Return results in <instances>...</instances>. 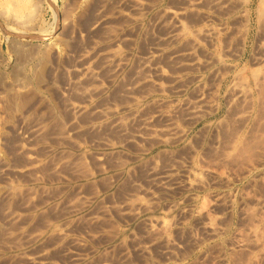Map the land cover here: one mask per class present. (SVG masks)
I'll list each match as a JSON object with an SVG mask.
<instances>
[{
	"label": "rangeland",
	"instance_id": "1",
	"mask_svg": "<svg viewBox=\"0 0 264 264\" xmlns=\"http://www.w3.org/2000/svg\"><path fill=\"white\" fill-rule=\"evenodd\" d=\"M222 1L0 0V264H264V0Z\"/></svg>",
	"mask_w": 264,
	"mask_h": 264
},
{
	"label": "bare ground",
	"instance_id": "2",
	"mask_svg": "<svg viewBox=\"0 0 264 264\" xmlns=\"http://www.w3.org/2000/svg\"><path fill=\"white\" fill-rule=\"evenodd\" d=\"M211 1L214 2V1H216V0H211ZM221 1H222V0H221ZM150 2H152V1H150ZM222 2H223V1H222ZM216 3H219V2L217 1ZM193 4H194V3H193ZM191 5H192V4H191ZM194 5H196V4H194ZM194 5H193V6H194ZM12 6H13V5H12ZM191 7H192V6H191ZM34 8H35V7H34ZM260 9H261V8H260ZM136 10H140V6H139V5H138V7H136ZM12 11H13V10H12ZM165 11H166V10H165ZM6 12H7V11H6ZM8 12H9V11H8ZM16 12H17L18 16L21 15L20 12H18V11H16ZM261 12H263V11H261ZM34 13H35V12H34ZM12 14H13V13H12ZM130 14H131V13H130ZM175 14H177V13H175ZM260 16H261V15H260ZM9 18H10V17H9ZM174 18H175V17H174ZM164 19H165V18H164ZM164 19H163V20H164ZM151 21H152V20H151ZM178 21H179V20H178ZM105 22H106V21H104V20L101 18L98 22L95 23L94 27H95V26L103 25ZM175 22H177V21H175ZM106 23H107V22H106ZM166 23H167V22H166ZM171 23H172V22H171ZM173 23H174V22H173ZM178 23H181V22H178ZM93 24H94V23H93ZM23 25H24V24H23ZM173 25H175V24H173ZM122 26H123V25H122ZM168 26H169V25H168ZM137 27H138V25H137ZM172 27H173V26H172ZM178 27H180V26H177V28H178ZM155 28H156V27H155ZM169 28H171V27H169ZM183 28L185 29V24H184V27H183ZM181 29H182V27H181ZM169 31H170V30H169ZM178 31H179V30H178ZM149 32H150V31H149ZM173 32H174V31H173ZM171 33H172V32H171ZM181 33H182V32H181ZM201 34H202V33H201ZM203 34H204V33H203ZM205 34H207V33H205ZM210 34H211V33H210ZM170 35H171V34H170ZM190 35H191V34H190ZM129 36H130V35H129ZM155 36H156V35H155ZM176 36H177V35H176ZM180 36H181V34H180ZM203 36H206V35H203ZM207 36H209V35H207ZM163 37H164V36H163ZM170 38H172V35H171ZM108 39H109V38H108ZM122 39H123V38H122ZM175 39H177V38H175ZM178 39H180V38H178ZM178 39H177V40H178ZM106 40H107V39H106ZM158 40H159V39H158ZM171 40H172V39H171ZM195 40H196V39H195ZM201 40H202V39H201ZM93 41H94V40H93ZM93 41H92L91 43H93ZM166 41H167V40H166ZM224 41H225V40H224ZM68 42H69V41H68ZM167 43H170V42H167ZM205 43H207V42H205ZM111 44H112V43H111ZM221 44H222V43H221ZM196 45H197V44H196ZM106 46H107V45H106ZM128 46H129V45H128ZM156 46H157V45H156ZM161 46H162V45H161ZM16 47H17V46H16ZM101 47H102V46H101ZM113 47H114V46H113ZM152 47H153V46H152ZM152 47H150V48H152ZM163 47H164V46H163ZM84 48H85V47H84ZM175 48H176V47H175ZM178 48H179V47H178ZM225 48H226V47H225ZM82 49H83V48H82ZM89 49H90V48H89ZM100 49H101V48H100ZM222 49H223V48H222ZM230 49H231V48H230ZM234 49H235V48H234ZM97 50H98V49H97ZM153 50H154V49H153ZM19 51H20V50H19ZM24 51H25V50H24ZM24 51H23V53L25 54L26 51H25V52H24ZM148 51H149V49H148ZM191 51H192V50H191ZM191 51H190V52H191ZM17 52H18V51H17ZM81 52H82V51H81ZM151 52H152V51H151ZM169 52H170V51H169ZM18 53H19V52H18ZM142 53H143V52H142ZM233 53H234V52H233ZM21 54H22V53H21ZM24 54H22V55H24ZM32 54H33V52H32ZM145 54H146V53H145ZM163 54H164V53H163ZM166 54H168V53H166ZM83 55H84V54H83ZM83 55L80 54V56H79V58H80V65H79V63H78V66H76V69H75V70L78 71V72H80V71H87V72L90 71V70H89L88 68H86L85 65H84V63H85V57H84ZM107 55H108V54H107ZM142 55H143V54H142ZM146 55H148V54H146ZM170 55H171V54H170ZM177 55H178V54H177ZM177 55H176V56H177ZM183 55H184V54H183ZM261 55H262V54H261ZM27 56H28V55H27ZM150 56H151V55H150ZM191 56H192V55H191ZM198 56H199V55H198ZM106 57H107V56H106ZM124 57H125V56H124ZM140 57H141V56H140ZM18 58H19V57H18ZM21 58H22V57H21ZM21 58H20V59H21ZM141 58H142V57H141ZM145 58H146V57H145ZM145 58H143V59H145ZM188 58H189V57H188ZM99 59H100V58H99ZM125 59H127V58H125ZM175 59L177 60V58H175ZM193 59H194V58H193ZM152 60H153V59H152ZM162 60H163V59H162ZM173 60H174V59H173ZM179 60H180V59H179ZM194 60H195V59H194ZM137 61H138V60H137ZM166 61H167V60H166ZM184 61H186V60H184ZM22 62H23V61H22ZM83 62H84V63H83ZM146 62H147V61H146ZM148 62H149V61H148ZM180 62H181V61H180ZM189 62H190V60H189ZM18 63L20 64V62H18ZM135 63H136V62H135ZM159 63H160V62H159ZM148 64L150 65L151 63H148ZM208 64H209V63H208ZM17 65H18V64H17ZM75 65H76V64H75ZM116 65H117V64H116ZM149 65H148V66H149ZM156 65H157V64H156ZM182 65H183V64H182ZM150 66H153V65L151 64ZM73 68H75V66H74ZM181 68H182V67H181ZM185 68H186V67H185ZM188 68H189V67H188ZM193 68H194V65H193ZM136 69H137V68H136ZM144 69H145V68H144ZM146 69H147V68H146ZM73 70H74V69H73ZM151 70H152V69H151ZM181 70H182V69H181ZM181 70H178V71H181ZM145 71H146V70H145ZM152 71H153V70H152ZM157 71H158V70H157ZM162 71H163V70H162ZM185 71H186V70H185ZM148 72H149V71H148ZM170 72H171V71H170ZM215 72H216V71H215ZM99 73H100V72H99ZM107 73H108V72H107ZM150 73H151V71H150ZM88 74L90 75V78H91V79L94 80V78H96V77H94V76L92 77V73H91V72H89ZM154 74H155V73H154ZM224 74H225V73H224ZM256 74H257V73H256ZM0 75H1V74H0ZM103 75H104V74H103ZM105 75H106V74H105ZM145 75H146V74H145ZM147 75H149V73H148ZM1 76H2V75H1ZM86 77H88V75H87ZM107 77H108V76H107ZM149 77H150V76H149ZM154 77H155V76H154ZM157 77H158V76H157ZM171 77H172V76H171ZM189 77H190V76H189ZM257 77H258V76H257ZM175 78H176V77H175ZM177 78H178V77H177ZM180 78H181V77H180ZM222 78H223V77H222ZM251 78H252V77H251ZM0 79H1V78H0ZM13 79H14V78H13ZM91 79H89V80H91ZM97 79H98V78H97ZM126 79H128V78H126ZM171 79H172V78H171ZM185 79H186V78H185ZM215 79H217V78H215ZM76 80H77V79H76ZM133 80H134V79H133ZM155 80H156V79H155ZM177 80H178V79H177ZM254 80H255V79H254ZM16 81H17V80H16ZM16 81H15V82H16ZM74 81H75V80H74ZM81 81H82V80H81ZM91 81H92V80H91ZM107 81H108V80H107ZM129 81H130V80H129ZM129 81H128V82H129ZM15 82H14V83H15ZM97 82H98V81H97ZM217 82H218V81H217ZM217 82H216V83H217ZM252 82H253V81H252ZM81 83H82V82H81ZM87 83H88V82H87ZM73 84H74V83H73ZM90 84H91V83H90ZM120 84H121V83H120ZM143 84H144V83H143ZM143 84H142V85H143ZM148 84H149V83H148ZM151 84H152V83H151ZM81 85H82V84H81ZM81 85H80V86H81ZM83 85H84V84H83ZM83 85H82V87H85V86H83ZM8 86H10V85H8ZM8 86H7V87H8ZM71 86H72V85H71ZM78 86H79V85H78ZM80 86H79V87H80ZM139 86H140V85H139ZM174 86H175V85H174ZM235 86H236V85H235ZM86 87H87V86H86ZM156 87H157V86H156ZM240 87H241V86H240ZM68 88H69V87H68ZM80 88H81V87H80ZM138 88H139V87H138ZM172 88H173V87H172ZM180 88H181V87H180ZM236 88H237V87H235V90H236ZM170 89H171V88H170ZM232 89H233V88H232ZM239 89H240V88L238 87V88H237L238 92L241 90V89H240V90H239ZM90 90H91V89H90ZM99 90H100V89H99ZM166 90H167V89H166ZM245 90H246V89H245ZM134 91H135V89H134V84L132 83V85H130V86L127 88L126 92H124V93H125L127 96H133V95H134V93H133ZM168 91H169V90H168ZM168 91H167V92H168ZM231 91H232V90H231ZM233 91H234V90H233ZM233 91H232V94H234ZM92 92H93V91H92ZM238 92H237V93H238ZM245 92H246V91H245ZM79 93H81V92H79ZM85 93H88V92L85 91ZM90 93H91V92H90ZM119 94H120V93H119ZM125 94H124V95H125ZM141 94H142V93H141ZM171 94H172V92H171ZM234 95H235V94H234ZM234 95H233V96H234ZM241 95H242V94H241ZM245 95H246V94H245ZM82 96H83V95H82ZM242 97H244V96H242ZM84 98H85V96H84ZM84 98H83V99H84ZM81 99H82V98H81ZM86 99H87V98H86ZM191 99H192V98H191ZM208 99H209V98H208ZM239 99H240V98H239ZM239 99H238V100H239ZM248 99H249V98H248ZM248 99H247V100H248ZM192 100H193V99H192ZM234 100H235V99H234ZM241 100H242V98H241ZM244 101H245V100H244ZM248 101H249V100H248ZM81 102H82V101H81ZM186 102H187V101H186ZM188 102H190L189 99H188ZM188 102H187V103H188ZM196 102H197V101H196ZM236 102H237V101H236ZM182 103H183V102H182ZM190 103H193V102L191 101ZM200 103H201V102H200ZM242 103H244V102H242ZM101 104H102V103H101ZM121 104H122V103H121ZM193 104H194V105H193ZM193 104H192V105H193L192 108H191L190 106L187 107L188 111H187V109H185V107L183 108V109H185V110L187 111V115H188V116H187V115H186V116L188 117V119H189V118L192 119L191 117L196 116V114H199V112H200L199 109H200L201 107L199 108V106L197 105L198 103H193ZM240 104H241V103H240ZM67 105H68V104H67ZM71 105H72V104H71ZM96 105H97V104H96ZM110 105H111V104H110ZM187 105H188V104H187ZM199 105H200V104H199ZM243 105H244V104H243ZM99 106H100V105H99ZM104 106H105V105H104ZM237 106H238V105H237ZM250 107H251V106H250ZM70 108H71V107H70ZM72 108H74V107L72 106ZM88 108H89V107H88ZM237 108H238V107H237ZM74 109H75V108H74ZM76 109H77V108H76ZM76 109H75V110H76ZM175 109H176V108H175ZM179 109H180V108H179ZM207 109H208V108H207ZM240 109H241V108H240ZM243 109H244V108H243ZM79 110H80V109H79ZM185 110H184V111H185ZM198 110H199V112H198ZM210 110H211V109H210ZM181 111H182V109H181ZM186 111H185V112H186ZM70 112H71V111H70ZM102 112L104 113V111H103V110L101 111V109H100V113H98V114H102ZM108 112H109V111H108ZM179 112H180V111H179ZM201 112H203V111H201ZM246 112H247V111H246ZM10 113H11V112H10ZM68 113H69V112H68ZM87 113H89V112H87ZM105 113H107V112H105ZM111 113H112V112H111ZM173 113H174V112H173ZM203 113H206V112H203ZM107 114H108V113H107ZM238 114L240 115V114H242V113L239 112ZM81 115H82V114H81ZM102 115H103V114H102ZM128 115H129V114H128ZM172 115H173V114H172ZM90 116H91V115H90ZM90 116H89V117H90ZM139 116H140V115H139ZM173 116H175V115H173ZM186 116H183V117L185 118ZM201 116H202V115H201ZM94 117H95V116H94ZM155 117H156V116H155ZM157 117H158V116H157ZM163 117H164V116H163ZM166 117H167V116H166ZM168 118H169V117H168ZM168 118H167V119H168ZM196 118H199V117H196ZM241 118H242V117H241ZM241 118H240V119H241ZM83 119H84V118H83ZM136 119H137V118H136ZM163 119H164V118H163ZM169 119H170V118H169ZM180 119H181V118H180ZM186 119H187V118H186ZM244 119H245V118H244ZM137 120H138V119H137ZM148 120H149V119H148ZM175 120H176V119H175ZM183 120H184V119H183ZM193 120H195V119H193ZM139 121H140V119H139ZM164 121H165V123H167V122H166L167 120L164 119ZM168 121H169V120H168ZM170 121H172V120H170ZM170 121H169V122H170ZM179 121H180V120H179ZM188 121H189V120H187V123H188ZM118 122H119V121H118ZM136 122H137V121H136ZM141 122H142V121H141ZM193 122H194V121H193ZM106 123H107V122H106ZM111 123H112V122H111ZM134 123H135V122H134ZM149 123H150V122H149ZM149 123H148V124H149ZM155 123H156V122H155ZM165 123H164V124H165ZM170 123H171V122H170ZM172 123H174V122H172ZM76 124H77V122H76ZM130 124H131V123H130ZM135 124H136V123H135ZM152 124H153V123H152ZM152 124H151V125H152ZM132 125H133V124H132ZM136 125H137V124H136ZM146 125H147V124H146ZM146 125H145V126H146ZM159 125H160V124H159ZM172 125H173V124H172ZM128 126H129V125H128ZM128 126H127V127H128ZM133 126H134V125H133ZM140 126H141V125H140ZM34 127H37V126H34ZM34 127H33V128H34ZM96 127H97V126H96ZM103 127L106 128L105 126H103ZM109 127H110V126H109ZM123 127H124V126H123ZM135 127H136V126H135ZM138 127H139V125H138ZM138 127H137V128H138ZM153 127H154V126H152V129H154ZM156 127H157V126H156ZM156 127H155V128H156ZM107 128H108V127H107ZM117 128H118V127H117ZM130 128H131V127H130ZM143 128H145V127H143ZM147 128H149V127H146V130H145L146 132H147ZM150 128H151V127H150ZM150 128H149V129H150ZM163 128H164V127H163ZM167 128H168V127H167ZM167 128H166V129H167ZM36 129H37V128H36ZM39 129H40V128H39ZM39 129H38V130H39ZM112 129H113V128H112ZM126 129H127V128H126ZM131 129H132V128H131ZM149 129H148V130H149ZM26 130H28V129H26ZM108 130H109V129H108ZM171 130H172V129H171ZM34 131H35V130H34ZM158 131H159V130H158ZM172 131L175 132V130H172ZM29 132H30V130H29ZM35 132H36V131H35ZM113 132H114V131H113ZM122 132H123V131H122ZM124 132H125V131H124ZM148 132H150V131H148ZM152 132H153V130H152ZM167 132H168V131H167ZM176 132H178V131H176ZM26 133H27V132H26ZM26 133H25V134H26ZM31 133H32V131H31ZM31 133H30V134H31ZM108 133H109V132H108ZM117 133H118V132H117ZM120 133H121V132H120ZM132 133H133V132H132ZM160 133H161V131H160ZM28 134H29V133H28ZM63 134H64V133H63ZM103 134H104V133H103ZM105 134H106V133H105ZM122 134H123V133H122ZM125 134H126V133H125ZM127 134H128V133H127ZM139 134H140V133H139ZM143 134H144V133H143ZM158 134H159V133H158ZM178 134H179V133H178ZM33 135H34V134H33ZM74 135H75V134H74ZM120 135H121V134H120ZM144 135H145V134H144ZM167 135H168V134H167ZM170 135H171V134H170ZM170 135H169V136H170ZM172 135H174V134H172ZM172 135H171V137H172ZM183 135H184V134H183ZM28 136H29V135H28ZM31 136H32V135H31ZM31 136H30V137H31ZM36 136H37V135H36ZM59 136H60V135H59ZM59 136H58V137H59ZM72 136H73V135H72ZM140 136H141V135H140ZM25 137H26V136H25ZM123 137L125 138V136H123ZM132 137H135V136H132ZM136 137H137V136H136ZM31 138H32V137H31ZM67 138H68V137H67ZM75 138H77V136H76ZM138 138H139V137H138ZM138 138H136V139H138ZM101 139H102V138H101ZM114 139H115V138H114ZM134 139H135V138H134ZM134 139H133V140H134ZM139 139H140V138H139ZM141 139H142V138H141ZM26 140H27V139H26ZM104 140H105V138H104ZM112 140H113V139H112ZM117 140H118V139H117ZM119 140H120V139H119ZM124 140H126V139H124ZM174 140H175V139H174ZM24 141H25V140H24ZM106 141H107V140H106ZM138 141H139V140H138ZM27 142H28V141H27ZM119 142H120V141H119ZM25 143H26V142H25ZM29 143H30V142H29ZM130 143H131V142H130ZM133 143H134V142H133ZM240 143H241V142H240ZM34 144H35V142H34ZM31 145H32V143H31ZM29 146H30V145H29ZM97 146H98V145H97ZM103 146H104V145H103ZM131 146H133V145H131ZM208 146H209V145H208ZM242 147H243V146H242ZM245 148H246V147H245ZM24 149H25V148H24ZM129 150H130V149H129ZM240 150H241V149H240ZM27 151H28V150H27V148H26V152H27ZM23 152H24V151H23ZM242 152H243V149H242ZM245 152H246V151H245ZM25 156H26V155H25ZM28 156H29V155H28ZM91 156H92V155H91ZM119 160H121V159H119ZM119 160H118V161H119ZM29 161H30V162H35V158L32 156V154L29 156ZM56 161H57V160H56ZM30 162H29V164H30ZM79 164H80V163H79ZM120 165H121V164H120ZM77 166H78V165H77ZM4 167H5V166H4ZM60 167H61V166H60ZM170 168H171V167H170ZM11 169L13 170L12 167H11ZM16 169H18V168H16ZM52 169H53V168H52ZM58 169H59V168H58ZM76 169H77V168H76ZM160 169H161V168H160ZM5 170H6V169H5ZM8 170H9V168H8ZM14 170H15V169H14ZM14 170H13V171H14ZM77 170H78V169H77ZM86 170H87V169H86ZM16 171H17V170H15V172H16ZM82 171H83V170H82ZM163 171H164V168H163L162 172H163ZM169 171H170V170H169ZM172 171H173V169H172ZM185 171H187V170H185ZM190 171H191V170H190ZM6 172H7L6 174L8 175V174H9L8 171H6ZM17 172H18V171H17ZM152 172H154V171H152ZM157 172H159V171H157ZM164 172H166V171H164ZM206 172H207V171H206ZM3 173L5 174V172H3ZM12 173H14V172H12ZM18 173H19V172H18ZM53 173H54V172H52V174H53ZM82 173H84V172H82ZM14 174H15V173H14ZM158 174H159V173H158ZM169 174H170V173H169ZM202 174H203V173H202ZM213 174H214V173H213ZM18 175H19V174H18ZM20 175H22V174H20ZM53 175H54V174H53ZM55 175H56V174H55ZM150 175H153L154 177L157 176V175H154V174H152V173H151ZM159 175H160V174H159ZM167 175H168V174H167ZM167 175H166V173H164L163 176H162V174H161V176H157L158 179H159V181L162 182V184H163V183L165 184V180H166V176H167ZM194 175H195V174H194ZM153 176H152V177H153ZM210 176H211V175H210ZM61 177H62V176H61ZM82 177H83V176H82ZM154 177H153V178H154ZM181 177H182V176H181ZM199 177H200V176H199ZM199 177H197L198 180L200 179ZM204 177H205V176H204ZM204 177H203V179H204ZM4 178H5V177H4ZM116 178H117V177H116ZM197 178H196V179H197ZM154 179H155V178H154ZM182 179H183V178H182ZM196 179H195V180H196ZM36 180H37V179H36ZM219 180H220V179H219ZM152 181H153V179H152ZM156 181H157V180H156ZM159 181H158V182H159ZM174 181H176V180H174ZM201 181H202V180L200 179V182H201ZM221 181H222V180H221ZM8 182H9V181H8ZM170 182H171V181H170ZM216 182H217V181H216ZM14 183H15V182H14ZM206 183H207V182H206ZM217 183H218V182H217ZM156 184H158V183H155V185H156ZM171 184H172V183H170V184H168V185H171ZM191 184H192V183H191ZM211 184H212V183H211ZM9 185H10V184H9ZM153 185H154V184H153ZM193 185H194V184H193ZM193 185H192V186H193ZM214 185H215V184H214ZM166 186H167V185H166ZM212 186H213V185H212ZM163 187H164V186H163ZM153 188H155V187H153ZM185 188H186V187H185ZM187 188H189V187H187ZM167 189H169V188H167ZM155 191H156V190H155ZM148 194H149V193H148ZM25 195H26V194H25ZM18 198H19V197H18ZM23 202H24V201H23ZM43 202H44V201H43ZM71 202H72V201H71ZM71 202H70V203H71ZM81 202H82V201H81ZM122 202H123V201H122ZM250 204H251V203H250ZM67 206H68V205H67ZM70 206H71V205H70ZM222 207H223V206H222ZM29 209H30V208H29ZM55 209H56V208H55ZM219 209H220V208H219ZM211 210H212V209H211ZM221 210H222V209H221ZM19 211H20V210H19ZM58 211H59V210H58ZM216 211H217V210H216ZM52 212H53V211H52ZM48 213H49V212H48ZM103 214H104V213H103ZM9 215H10V214H9ZM13 216H14V215H13ZM63 216H64V215H63ZM52 218H53V217H52ZM50 220H51V219H50ZM210 224H211V223H210ZM157 225H158V224H157ZM209 231H211V230H209ZM215 231H216V230H215ZM213 232H214V231H213ZM216 234H217V233H216ZM32 238H33V237H32ZM5 242H6V241H5ZM5 242H4V243H5ZM13 242H14V241H13ZM5 247H6V246H5ZM8 247H9V246H8ZM144 249H145V248H144ZM72 255H74V254H72ZM73 259H74V258H73ZM32 264H33V263H32Z\"/></svg>",
	"mask_w": 264,
	"mask_h": 264
}]
</instances>
